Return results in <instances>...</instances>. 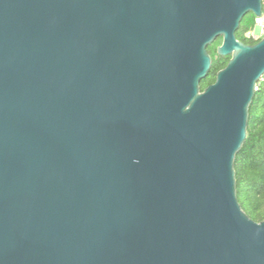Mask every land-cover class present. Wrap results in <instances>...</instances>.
<instances>
[{
  "label": "water",
  "instance_id": "95a60500",
  "mask_svg": "<svg viewBox=\"0 0 264 264\" xmlns=\"http://www.w3.org/2000/svg\"><path fill=\"white\" fill-rule=\"evenodd\" d=\"M263 4L0 0V264H264L235 169Z\"/></svg>",
  "mask_w": 264,
  "mask_h": 264
},
{
  "label": "trees",
  "instance_id": "16d2710c",
  "mask_svg": "<svg viewBox=\"0 0 264 264\" xmlns=\"http://www.w3.org/2000/svg\"><path fill=\"white\" fill-rule=\"evenodd\" d=\"M256 16L248 13L238 29L237 38L247 44L258 42L245 36V33L255 24ZM222 43L218 38L208 47L212 57L210 73L201 82L204 90L216 81L217 72L223 69L231 56L218 54L217 44ZM235 169L237 173L238 199L244 211L255 221L264 220V84L256 90L250 107L248 135L242 149L237 154Z\"/></svg>",
  "mask_w": 264,
  "mask_h": 264
},
{
  "label": "built area",
  "instance_id": "2783aa9c",
  "mask_svg": "<svg viewBox=\"0 0 264 264\" xmlns=\"http://www.w3.org/2000/svg\"><path fill=\"white\" fill-rule=\"evenodd\" d=\"M245 36L257 41L261 40L264 37V4H263L262 15L256 17L254 26L245 33ZM263 84H264V73L261 76L260 80L257 82L256 90H258Z\"/></svg>",
  "mask_w": 264,
  "mask_h": 264
},
{
  "label": "rangeland",
  "instance_id": "374dc122",
  "mask_svg": "<svg viewBox=\"0 0 264 264\" xmlns=\"http://www.w3.org/2000/svg\"><path fill=\"white\" fill-rule=\"evenodd\" d=\"M220 44H217V47L219 46Z\"/></svg>",
  "mask_w": 264,
  "mask_h": 264
}]
</instances>
